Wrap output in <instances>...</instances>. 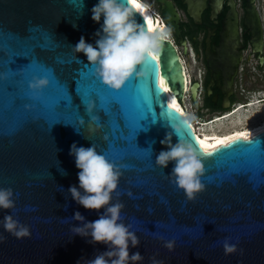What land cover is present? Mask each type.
<instances>
[{
  "label": "water",
  "instance_id": "1",
  "mask_svg": "<svg viewBox=\"0 0 264 264\" xmlns=\"http://www.w3.org/2000/svg\"><path fill=\"white\" fill-rule=\"evenodd\" d=\"M244 1L245 25L260 43L264 27L256 0ZM98 2L0 0V188H11L16 204L15 210L0 208V237L5 238L0 239V264H86L109 250L108 245L91 243L90 236L71 231L82 226L73 219L77 211L87 222L104 213L85 209L68 191L73 185L79 189L80 169L70 155L74 143L96 145L121 168L120 195L113 193L112 203L119 200L125 205L120 222L131 225L138 236L139 246L130 244L129 252H139L142 264H151L152 257L164 264H264V130L231 148L218 146L221 150L214 157L204 155L183 109L185 69L166 39L157 57L160 76L164 78L170 68L175 80L162 81L169 91L159 102L136 92L145 79L133 77L120 91L105 85L86 55L72 50L81 37L96 45L95 34L103 24V17L99 23L92 19ZM122 2L132 6L130 0ZM223 2L214 0L217 9ZM230 6L234 12V0ZM145 17L150 16L135 12L137 23L148 30ZM147 62L154 64L150 57ZM35 77L50 80L38 99L29 87ZM151 79L149 72L147 80ZM90 101L97 104L93 115L100 117L102 127L90 122L86 112ZM238 110L230 119L239 117ZM190 132L196 141L188 137ZM169 133L173 145L180 139L191 143L205 164V190L194 201L170 176L175 161L163 169L156 164L159 153L169 150L161 143ZM6 215L29 226L31 236L17 239L5 231ZM225 238L237 244L236 253L225 255ZM170 240H175L173 251L164 247Z\"/></svg>",
  "mask_w": 264,
  "mask_h": 264
},
{
  "label": "clouds",
  "instance_id": "2",
  "mask_svg": "<svg viewBox=\"0 0 264 264\" xmlns=\"http://www.w3.org/2000/svg\"><path fill=\"white\" fill-rule=\"evenodd\" d=\"M130 5H125L122 0H99L92 9V19L99 23L103 17L101 30L96 32L99 39L96 45L86 42L84 37L72 47L75 53H84L91 65L95 66V75L109 88L120 91L126 83L135 77L138 80L147 79V72L141 70L150 56L158 57L161 53V42L168 38L162 22L159 21V32L146 30L144 25L137 23L135 12L140 11L130 0ZM143 11V9H142ZM75 26V25H74ZM50 86L47 77H35L30 82V89L34 98H39L44 89ZM97 109L95 101L86 104V112L91 117L92 123L102 127L100 117L93 115ZM81 127L85 120H79ZM175 127V132L180 133V128ZM108 139L107 136L104 137ZM162 144L168 145L167 151H161L156 158V164L160 168H166L171 161H175V167L170 175L179 189L186 193L190 201L196 199L197 193L205 190L202 177L206 173V167L199 158L191 143L183 139L172 144V134L169 133ZM70 155L75 157L78 172L79 189L73 185L69 188L72 198L85 209L101 210L104 213L99 219L87 222L85 217L76 212L73 219L80 221L82 226H73L74 235L91 237V243H103L109 250L98 254L86 264H142L144 257L136 252L130 255L129 246L135 248L140 240L131 225L121 223V210L125 205L119 200L113 201V193H118L119 181L122 176L121 168L110 162L105 155L97 151V146L77 147L71 146ZM83 190V192L80 191ZM129 197L132 193H128ZM0 208L15 210L14 192L11 188H0ZM5 231L23 239L30 237V228L20 223L13 215H6L3 219ZM0 239H5L0 237ZM164 247L169 251L175 248V240L165 241ZM225 255H231L238 251L237 244L231 243V238L223 241ZM151 264H164L163 260L151 258Z\"/></svg>",
  "mask_w": 264,
  "mask_h": 264
},
{
  "label": "flooded vegetation",
  "instance_id": "3",
  "mask_svg": "<svg viewBox=\"0 0 264 264\" xmlns=\"http://www.w3.org/2000/svg\"><path fill=\"white\" fill-rule=\"evenodd\" d=\"M140 1L158 14L157 20L168 33L166 40L175 47L184 66L185 113L189 114L186 105H190L195 115L203 120V127L209 125L206 133L189 114L198 139L212 132L223 134L226 130L224 134H227L245 130L264 121L261 112L255 111L254 121L237 123L239 116L217 120L219 123L215 125L211 123L212 119L216 121L239 104L259 101L264 105V35L262 42L257 43L252 31L247 29L244 0H234V12L230 0H224L221 9H217L214 0ZM257 1L264 27V0L260 8ZM246 107L243 110H247ZM221 125H224L222 129Z\"/></svg>",
  "mask_w": 264,
  "mask_h": 264
},
{
  "label": "snow or ice",
  "instance_id": "4",
  "mask_svg": "<svg viewBox=\"0 0 264 264\" xmlns=\"http://www.w3.org/2000/svg\"><path fill=\"white\" fill-rule=\"evenodd\" d=\"M132 2L142 12L141 4L136 2V0H132ZM145 22H146V26H147L148 30H150V31L155 30L156 27H159V20L156 21L155 26L153 25V20L150 17H145ZM150 58H151V61H154V64H152L151 62H147L145 65L146 70H144V71L147 72V74H148L147 77L149 76V72H151L152 79L150 81L147 79L142 81L140 83V85L136 86V92L138 94H146L147 98L150 99L152 102L154 101V99L156 100V102H159L160 96L164 92L169 91L166 84L164 86H162V81L165 79H172L174 81L175 77L172 76L171 69L169 68V70L166 72V76L164 78H162L160 76V65L158 62V58L154 57V56H150ZM83 71L84 70L82 69L81 72H83ZM180 72L182 75L181 69H180ZM162 106L163 105H161V107ZM172 107H174L177 112L180 111L178 106L175 105V101H173ZM167 109H169L168 103H167ZM187 127L190 129V126L187 125ZM187 135L190 138H194V141L197 140V138L194 137L191 132L188 133ZM207 139L208 138L206 137L205 140H207ZM242 139H243V141H248V133L247 132H238L234 136H228V137H225L223 139H216L215 144H208L205 141H199L198 146L203 149L202 153L204 155L214 157L221 150L220 148H218V146L222 145V146H224L223 148H231L233 145L237 144ZM249 142H251V141H249Z\"/></svg>",
  "mask_w": 264,
  "mask_h": 264
},
{
  "label": "bare ground",
  "instance_id": "5",
  "mask_svg": "<svg viewBox=\"0 0 264 264\" xmlns=\"http://www.w3.org/2000/svg\"><path fill=\"white\" fill-rule=\"evenodd\" d=\"M136 2L140 3L141 6H142V9L145 13H147L151 18L152 15H151V11H150V8H148L143 2H141L140 0H136ZM154 21V20H153ZM156 23V22H155ZM158 32H159V27H158ZM248 107V110H243L244 108L240 107L239 110L237 112H241V114L239 115L240 117L238 118L237 120V123L239 122H244L246 121V119H249V121H254V118H256L257 116L254 114L255 111H260L261 114L264 116V105L262 103H259V101H252L250 104L246 105ZM185 110V108H183ZM243 112V113H242ZM250 113V115H249ZM256 113V112H255ZM188 116V119L189 121L191 122L192 124V120L190 118V115L187 113L186 114ZM243 115V117H241ZM259 116V114H258ZM224 118V117H223ZM230 118V114H227L225 116L224 119L222 118H219V119H216L219 120V121H223V120H226V119H229ZM245 118V119H244ZM218 121V122H219ZM225 122V121H224ZM224 122H220V124L224 123ZM212 123V122H211ZM254 123V122H253ZM252 124V123H251ZM193 125V124H192ZM206 125V124H205ZM209 125H206L205 127H207ZM224 125H221L219 128H223ZM213 129V128H212ZM195 130V129H194ZM205 130V129H204ZM264 130V121L261 122L260 124H256L254 126H250L248 128H246L245 130H236V131H233L231 133H227V134H218V133H211V134H203L202 138H199V141H205L206 143L208 144H215L216 143V139H223L225 137H228V136H234L236 133L238 132H247L248 133V138L263 131ZM208 138L207 140H205V138Z\"/></svg>",
  "mask_w": 264,
  "mask_h": 264
},
{
  "label": "rangeland",
  "instance_id": "6",
  "mask_svg": "<svg viewBox=\"0 0 264 264\" xmlns=\"http://www.w3.org/2000/svg\"><path fill=\"white\" fill-rule=\"evenodd\" d=\"M261 1H262V0H258V1H257V4H258V7H259V8L261 7V6H260V5H261ZM186 108H187L189 114L192 116V119H193V121L195 122V124H196L197 126H199V128H205L206 133L209 132V131H208L209 127H203V126H204V125H203V120L199 119V118L195 115V113H194L193 109H191L190 105H186ZM259 112H260V111H259ZM246 121H249V119H246ZM206 123H208V122H206ZM213 127H214V125H213ZM197 129H198V128H197ZM225 132H226V130H224L223 133H225Z\"/></svg>",
  "mask_w": 264,
  "mask_h": 264
},
{
  "label": "built area",
  "instance_id": "7",
  "mask_svg": "<svg viewBox=\"0 0 264 264\" xmlns=\"http://www.w3.org/2000/svg\"><path fill=\"white\" fill-rule=\"evenodd\" d=\"M149 8V7H148ZM150 11H151V15H152V17H153V20L156 22L157 21V18H159V16H158V14L154 11V10H152V9H150ZM251 103V102H250ZM250 103H248V104H250ZM247 104V105H248ZM240 107H242V108H244V107H246V105H242V104H239V105H237L230 113H227V114H231V113H233L234 111H236V110H238ZM227 114H225V116L227 115ZM225 116H222V117H225ZM222 117H219V118H222ZM219 118H216V119H219ZM211 122V121H210Z\"/></svg>",
  "mask_w": 264,
  "mask_h": 264
}]
</instances>
